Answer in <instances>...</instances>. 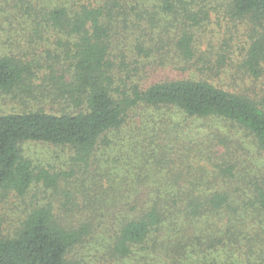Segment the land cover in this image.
Instances as JSON below:
<instances>
[{"label": "trees", "instance_id": "trees-1", "mask_svg": "<svg viewBox=\"0 0 264 264\" xmlns=\"http://www.w3.org/2000/svg\"><path fill=\"white\" fill-rule=\"evenodd\" d=\"M212 1L218 0L205 3ZM17 2L22 5L7 9ZM198 2L201 0H0L4 21L26 18L27 25L35 26L33 34L47 35L54 43L39 60L1 54L0 93L23 90L34 95L33 83L43 73L47 85L38 87L41 96L57 104L50 110L0 114V195L24 196L32 189L38 193L40 186L63 193L67 208L75 199L73 183L102 186L105 179L112 177V163H123L126 151L122 138L114 141L111 136L128 130L139 110L150 114L172 111L184 119L183 124L162 134L164 138L158 137L159 132L152 137L139 136L142 142L127 136V144L133 148V156L127 154L128 160L143 156L136 177L143 183L140 186L138 182L139 189H148L146 183L156 165L159 178L160 172L170 167L164 162L167 156L160 152L174 150L171 142L185 134L190 120H224L246 132L264 151V0H221L231 19L247 26L248 46L234 65H229L233 63L229 54L199 53L193 27L207 18V7L197 12ZM129 30L132 34L140 31L151 42L155 38L161 42L154 46L146 39H137L132 55L119 47L121 39L123 43L127 39L122 34ZM165 48L173 52V58L164 57L169 53L162 51ZM167 58L172 59L171 63L175 60V66L195 69L198 77L148 83L145 69L158 60L167 65ZM221 77L234 81L235 89H224L210 80ZM30 143L69 150L70 168L53 172L37 165L25 155V145ZM221 159L207 160L217 170V179L233 180V166ZM189 162L183 160L180 164L187 172L194 171ZM170 182L177 192L168 194L167 184L160 183L157 197L145 196L146 200L139 202L136 197L126 211L119 210L110 217L116 222L109 235V248L120 262L98 260L83 264H128L126 260L137 257L136 247L144 246L148 253L155 250L149 243L165 223L177 218L176 214L189 222L217 214L230 202L227 191L186 196L189 190L185 184L191 188L197 183L174 177ZM260 198L264 206L263 193ZM58 211L51 202L37 204L12 235L4 232L0 213V264H77L72 261L73 251L97 230L93 220L101 222L105 216L94 211L95 216H82L74 224ZM136 262L148 264L138 259Z\"/></svg>", "mask_w": 264, "mask_h": 264}, {"label": "rangeland", "instance_id": "rangeland-1", "mask_svg": "<svg viewBox=\"0 0 264 264\" xmlns=\"http://www.w3.org/2000/svg\"><path fill=\"white\" fill-rule=\"evenodd\" d=\"M206 1L211 0H201L202 3L198 2L196 8L199 12L205 6L207 7L205 9L207 18L193 27L197 49L200 54L208 53L209 56L229 54L233 59V63L231 61L229 65H234L247 49V26L238 20L231 19L221 0L211 3H205ZM18 5L22 3H11L7 9L16 8ZM25 19L20 17V20L12 21V23L4 21V17L0 16V55L11 54L25 59L39 60L40 55L45 57L46 51L54 47L53 38L49 40L47 35L43 37L41 34H33L35 26L30 23L27 25ZM26 29L27 32H25ZM121 32V30L118 31L119 34ZM122 36L127 39L124 43L121 39L119 47L125 48L132 55L135 53L134 46L137 44V39H146L154 46H158L161 42L156 38L151 42L140 31L132 34L129 30ZM162 51L169 52L164 57L173 58V52L168 48ZM171 60L167 58L165 63L167 65L162 64L163 60L149 65L145 69L149 77L147 82L153 84L163 80L198 77L195 76L198 75L195 69L175 66V60L173 63ZM210 80L227 90L236 87L235 83H232L234 81L226 80L225 77ZM46 85L42 73L33 83L32 87L36 89L34 95L23 90L12 94L0 93V114L39 108L50 110L57 104L49 98H43L38 89L39 86ZM236 91L239 90L236 89ZM134 115L128 130L122 131L120 136H111L114 141L122 138L121 144L126 151L123 163L120 166L112 163L109 169L113 178L105 179L102 186L92 184V186L83 187L80 183H73L71 188L75 199L67 208L64 207L66 201L63 193L56 194L53 191L43 190L40 186L39 189L41 188L42 191L39 190L37 193L38 190L32 189L24 196L15 193L1 194L0 213L4 232L7 235L14 234L27 212L40 203H53L56 211L59 208L61 211L58 213L68 217L74 224H78L82 216H95V211L98 215L103 214L104 220L101 222L93 220L97 230L83 246L73 251L72 261L77 264H83L84 261L95 263L98 260L118 263L121 260L115 258L109 248L111 244L109 235L112 234L116 222L110 217L115 216L119 210L126 211L127 205L136 197L138 202L142 199L146 200L145 196L147 199L157 197V188L160 183L167 184L168 194L177 192L178 189L170 184H173L174 180L170 182V179L174 177L178 181L179 178L181 180L184 178L197 183L191 188L185 184L189 191H185L184 195L209 196L215 192L227 191L231 197L228 206L217 214L189 222L176 214L177 218L174 217L173 221L165 223L160 229L161 232L153 237L151 241L154 244L149 243L150 248L155 250L151 249L148 253V251L144 252V246L136 247L137 257L133 256L134 260H126L127 263L140 264L136 262L138 259L141 263L148 264H264V206L260 204L261 193L264 197V151L255 146L246 132L224 120L213 118L190 120L185 134L181 137L176 136L171 142L174 150L165 149L164 152H160L162 156H167L164 162L170 167L160 172L161 178H159L156 175L158 166L156 165L152 171L151 180L146 183L148 189H139V181L136 177L143 156L140 154V157L136 156L133 160H128L127 154L130 153L133 156V148L127 144L130 139L127 136L142 142V137L139 136L146 137L150 134L149 137H152L154 132H159L161 135L158 137L164 138L162 134H166L177 124H183L184 119L172 111L150 114L139 110ZM133 128H140V130L132 132ZM221 139L225 140L220 142ZM25 155L37 165L53 172L70 168L71 153L67 149L30 143L25 145ZM114 157L112 153L111 158ZM217 157L223 158L221 161L233 166V180L217 179L214 173L217 170H214V166H211L207 160ZM183 160L188 162L190 160L191 163H189L194 167V171L190 169L187 172L184 165L180 164ZM194 176H197L196 179ZM206 183L210 186H205ZM139 184L143 186L142 182ZM140 191L141 193L137 194ZM90 200L93 202L92 207ZM176 219L177 223H174Z\"/></svg>", "mask_w": 264, "mask_h": 264}]
</instances>
